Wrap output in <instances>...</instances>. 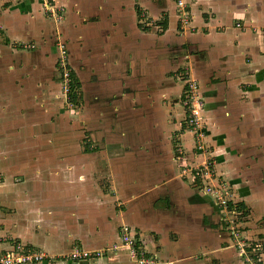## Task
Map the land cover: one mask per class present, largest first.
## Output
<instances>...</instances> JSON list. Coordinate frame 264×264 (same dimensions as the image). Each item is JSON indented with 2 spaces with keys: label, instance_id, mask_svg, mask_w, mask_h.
<instances>
[{
  "label": "crops",
  "instance_id": "1",
  "mask_svg": "<svg viewBox=\"0 0 264 264\" xmlns=\"http://www.w3.org/2000/svg\"><path fill=\"white\" fill-rule=\"evenodd\" d=\"M54 2L60 20L40 0H0V252L100 250L128 224L160 264H244L189 176L201 159L174 75L188 64L199 82L208 153L247 210L245 236L264 242V0H190L184 26L173 0ZM141 11L164 27L143 28ZM56 38L77 109L60 93ZM40 264L135 263L119 249Z\"/></svg>",
  "mask_w": 264,
  "mask_h": 264
},
{
  "label": "built area",
  "instance_id": "2",
  "mask_svg": "<svg viewBox=\"0 0 264 264\" xmlns=\"http://www.w3.org/2000/svg\"><path fill=\"white\" fill-rule=\"evenodd\" d=\"M179 24L184 26L191 19L189 9L190 0H173ZM43 9L60 20L62 10L56 4L48 5L46 0H41ZM142 24H150L151 21L145 11L139 13ZM33 47V44H25ZM54 46L57 49V72L63 86L64 99L70 105H73L71 94L76 90L72 82L71 68L67 60V48L63 40L56 38ZM190 66L186 64L183 70L176 77L183 83L180 103L184 110V116L181 122L185 128L193 135L194 148L199 154L200 162L192 164L190 177L198 180L200 189L209 195L217 204L222 212V218L226 221V229L232 237V243L236 246L238 253L244 264H264L262 252L264 251V242L260 238H248L243 232V226L247 215L239 209L234 199L232 186L227 180L216 173L215 160L208 153L206 144L207 123L204 117L205 99L202 95L200 84L189 74ZM136 234L131 226L122 224L120 226L119 241L100 250H85L74 247L64 253H49L43 249L31 246L23 241L14 240L11 245L0 252V264H40L41 262H55L60 260H80L90 259L102 256L106 251H117L124 249L135 264H160L155 255L148 252L144 247L138 244Z\"/></svg>",
  "mask_w": 264,
  "mask_h": 264
},
{
  "label": "rangeland",
  "instance_id": "3",
  "mask_svg": "<svg viewBox=\"0 0 264 264\" xmlns=\"http://www.w3.org/2000/svg\"><path fill=\"white\" fill-rule=\"evenodd\" d=\"M40 2H41V0H40ZM46 3L48 4V5H50L49 3H51V4H55V2H54V0H46ZM58 6V5H57ZM59 7V6H58ZM60 8V7H59ZM42 11L48 16V12H46L45 11V9H42ZM141 25V24H140ZM144 27L143 28H147V27H149V28H161L158 24H156L155 22H153V21H151V23L150 24H145V25H143ZM55 42V41H54ZM54 42H53V45H54ZM49 44V46L51 45L50 44V42L48 43ZM22 46V45H21ZM27 49V48H26ZM54 51V50H53ZM68 51V50H67ZM57 59V58H56ZM68 65H69V63H68ZM186 65V64H185ZM185 65H183L181 68H180V71L179 72H177L176 74L178 75L182 70H183V67L185 66ZM70 66V65H69ZM176 74L174 75V79H176L177 80V77H176ZM58 76H59V74H57ZM59 80H60V77H59ZM56 81V80H55ZM179 81V80H178ZM181 82V81H180ZM182 83V82H181ZM59 87H60V93H63V86H62V82H61V80H60V84H59ZM56 88H57V85H56ZM79 91V90H78ZM77 103V102H76ZM76 103H73V107H74V109H77L78 108V104H76ZM210 154V153H209ZM215 170H216V173H218V174H220L218 171H217V169H216V167H215ZM221 175V177L223 178V175L222 174H220ZM105 185H106V182H105ZM107 187V186H106ZM109 187V186H108ZM107 187V188H108ZM108 190V189H107Z\"/></svg>",
  "mask_w": 264,
  "mask_h": 264
},
{
  "label": "trees",
  "instance_id": "4",
  "mask_svg": "<svg viewBox=\"0 0 264 264\" xmlns=\"http://www.w3.org/2000/svg\"><path fill=\"white\" fill-rule=\"evenodd\" d=\"M160 21L159 22H155V23L158 24L160 27H164L163 25H165V20H163V22H161V23H160ZM143 25L144 24H142V27H144ZM71 76H72L73 85L76 88V90H74V92L71 94V97H72L71 99H72L73 102H75V100L77 98H79V91H78L79 90V88H78L79 86H78V82H77L76 77H75L74 73L72 72V70H71ZM239 209L243 211V214L247 213V210L244 208L243 205L240 206Z\"/></svg>",
  "mask_w": 264,
  "mask_h": 264
}]
</instances>
